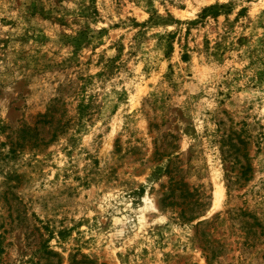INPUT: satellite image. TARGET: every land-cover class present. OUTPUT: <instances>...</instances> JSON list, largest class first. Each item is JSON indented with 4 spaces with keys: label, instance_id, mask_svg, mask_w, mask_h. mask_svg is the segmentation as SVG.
<instances>
[{
    "label": "rangeland",
    "instance_id": "374dc122",
    "mask_svg": "<svg viewBox=\"0 0 264 264\" xmlns=\"http://www.w3.org/2000/svg\"><path fill=\"white\" fill-rule=\"evenodd\" d=\"M0 264H264V0H0Z\"/></svg>",
    "mask_w": 264,
    "mask_h": 264
},
{
    "label": "trees",
    "instance_id": "16d2710c",
    "mask_svg": "<svg viewBox=\"0 0 264 264\" xmlns=\"http://www.w3.org/2000/svg\"><path fill=\"white\" fill-rule=\"evenodd\" d=\"M221 7H223V6L222 5L209 6V7L202 10L201 17L205 16L206 14H209L210 16H217L219 14V9ZM183 58H186V55H184Z\"/></svg>",
    "mask_w": 264,
    "mask_h": 264
},
{
    "label": "bare ground",
    "instance_id": "6f19581e",
    "mask_svg": "<svg viewBox=\"0 0 264 264\" xmlns=\"http://www.w3.org/2000/svg\"><path fill=\"white\" fill-rule=\"evenodd\" d=\"M220 193H221V190L218 189V190L215 192V195L220 196Z\"/></svg>",
    "mask_w": 264,
    "mask_h": 264
}]
</instances>
